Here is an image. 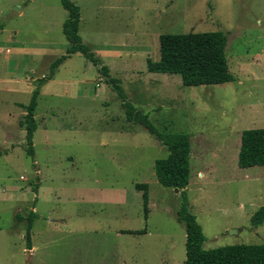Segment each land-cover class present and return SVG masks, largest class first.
<instances>
[{
  "label": "rangeland",
  "instance_id": "374dc122",
  "mask_svg": "<svg viewBox=\"0 0 264 264\" xmlns=\"http://www.w3.org/2000/svg\"><path fill=\"white\" fill-rule=\"evenodd\" d=\"M75 1L84 42L126 99L159 131L190 136L187 194L204 248L264 243V223H252L264 206V166L238 164L242 132L264 128V0ZM67 17L61 0H0V240L10 243L0 246V264H104L106 251L107 264H185L182 190L155 172L169 149L127 120L119 94L83 54L69 56L38 96L34 157L26 130H3L22 111L14 103L31 100L25 78L48 75L66 54ZM209 31L226 34L234 81L185 86L179 74L148 71L147 58L160 59V34ZM13 42L46 49L8 53ZM137 183L149 184L147 219ZM33 207L34 254L23 252L28 221L17 218Z\"/></svg>",
  "mask_w": 264,
  "mask_h": 264
},
{
  "label": "trees",
  "instance_id": "16d2710c",
  "mask_svg": "<svg viewBox=\"0 0 264 264\" xmlns=\"http://www.w3.org/2000/svg\"><path fill=\"white\" fill-rule=\"evenodd\" d=\"M68 11V18L63 24V33L69 42L66 54L54 60L48 75L36 81L35 89L28 104L21 106L26 110L21 126L26 130L27 152H34V134L37 130L35 112L41 86L51 80L57 68L72 54L81 53L98 67L105 80L119 94L123 102L126 118L129 122L143 125L152 135L169 149V155L155 160V172L159 183L166 187L182 190V205L178 210V219L186 228V260L185 264H264V243L233 244L205 249L203 244L206 236L197 216L189 209L187 187L190 183L191 139L185 133L161 132L143 113L130 101L120 86L121 80L111 76L109 67L103 65L93 48L84 43L79 33L81 8L74 0H61ZM160 59L147 58L150 72L179 74L185 86L223 84L235 80L228 63L226 48L228 38L223 31L163 33L159 36ZM238 164L242 168L264 166V128L246 129L242 132L241 148ZM39 185H35L37 191ZM136 189L143 191L144 215L149 213V184L137 183ZM36 217L34 210L28 216L17 215L18 219L26 218V242L32 248V227ZM254 226L264 223V206L252 216ZM145 232V230L143 231Z\"/></svg>",
  "mask_w": 264,
  "mask_h": 264
},
{
  "label": "crops",
  "instance_id": "0c3cea01",
  "mask_svg": "<svg viewBox=\"0 0 264 264\" xmlns=\"http://www.w3.org/2000/svg\"><path fill=\"white\" fill-rule=\"evenodd\" d=\"M75 1V0H74ZM96 1V0H95ZM75 3H76V1H75ZM97 3L98 4H93L92 6H93V8H107V0H104V1H101V2H99V1H97ZM77 4V3H76ZM51 5V3H49L47 6H50ZM23 8H20L19 10H18V12L15 14V15H17V14H22L23 13ZM68 15H69V13H68ZM46 18H43L42 19V21H41V27L43 28V29H45L44 31L45 32H47V30H49L48 29V24L50 23L49 21H48V17L50 18L51 17V14H50V12H47V15L45 16ZM68 18V17H67ZM82 15H81V20H80V26H79V33H80V35L82 34ZM17 33V32H16ZM82 37V36H81ZM83 39V38H82ZM83 42H84V40H83ZM69 43V42H68ZM85 43V42H84ZM87 43H89V42H87ZM90 44V43H89ZM91 46V45H90ZM69 47V46H68ZM67 47V48H68ZM92 47V46H91ZM66 48V49H67ZM42 49L43 50H45L46 48H39V47H34V46H31V47H28V46H25V45H19V44H16V42H13L12 43V45H10L9 47H7V49H6V51L8 52V53H10L11 51H15L16 52V54H18V51H35V50H40V51H42ZM1 51V50H0ZM2 51H4V50H2ZM8 53H7V55L5 56V58L6 59H8L9 60V55H8ZM103 63V65H105L104 64V62H102ZM109 72H110V74H111V70L109 69ZM100 75H101V73H100ZM112 76V75H111ZM42 77H44V75L42 76ZM37 79H39V78H37ZM37 79H34V77L32 78L31 76H28V77H26L25 78V80H27L28 82H30L31 84H29V92L31 93V95H32V93H33V90L35 89V85H36V80ZM52 80V79H51ZM31 81H33V83L31 82ZM50 80H48L47 82H49ZM46 82V83H47ZM46 83H44L43 84V86L41 87V89H40V93L41 92H44V88H45V86L47 85ZM22 104H25V103H23V102H15L14 103V105L15 106H17L18 108H20V109H22V111H20L15 117L14 116H12L13 117V125L11 126V128L9 127V125H3V130H5V128H7V129H9L8 131H7V133H9V134H12V132H13V130L15 131V132H18L19 131V128H20V130H25L22 126H21V121L24 119V116H25V114H26V110L21 106ZM11 114H9V116H10ZM13 128V129H12ZM12 129V130H11ZM37 131V130H36ZM35 131V132H36ZM34 136H35V134H34ZM25 138H26V135H25ZM35 138V137H34ZM34 143H35V141H34ZM33 210H35V208L33 207ZM19 215V214H18ZM33 228V227H32ZM1 231H3V229H1ZM121 231H123V230H121ZM133 233H136V232H138V231H132ZM118 234H120V233H118ZM32 235V234H31ZM1 236V235H0ZM22 236V238H25V236L22 234L21 235ZM5 241H7V245H8V248H9V246H10V243H9V241L8 240H0V246L5 242ZM36 248H37V246H35L34 245V243H33V241H32V248L31 249H29L28 247H27V245H26V247L25 248H23V252L24 253H26V252H28V253H32V254H34L35 253V251H36ZM12 256H14V254H12ZM33 256V255H32ZM31 256V257H32ZM102 259H104L105 261H106V263H104V264H107V251H106V254H103L102 255ZM21 264H28V262L27 263H25V262H23V263H21Z\"/></svg>",
  "mask_w": 264,
  "mask_h": 264
},
{
  "label": "water",
  "instance_id": "95a60500",
  "mask_svg": "<svg viewBox=\"0 0 264 264\" xmlns=\"http://www.w3.org/2000/svg\"><path fill=\"white\" fill-rule=\"evenodd\" d=\"M19 8H16L15 10H18ZM17 13V11H15L14 13H13V15H15ZM233 230V229H232Z\"/></svg>",
  "mask_w": 264,
  "mask_h": 264
}]
</instances>
